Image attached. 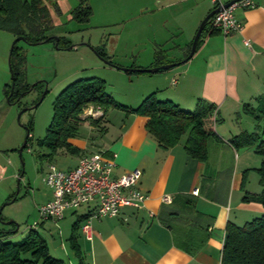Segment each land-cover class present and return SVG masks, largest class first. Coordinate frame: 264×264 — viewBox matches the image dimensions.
Instances as JSON below:
<instances>
[{
  "label": "crops",
  "instance_id": "crops-1",
  "mask_svg": "<svg viewBox=\"0 0 264 264\" xmlns=\"http://www.w3.org/2000/svg\"><path fill=\"white\" fill-rule=\"evenodd\" d=\"M230 1L221 0L223 4ZM209 2L207 12L213 7L212 1ZM253 2L254 8L234 11L243 22L242 32L200 37L199 47L189 59L197 60L194 65L189 63L184 68L180 64L155 73L162 75L146 74L149 77L144 88L131 92L136 101L155 93L158 100H169L186 111L193 110L200 98L214 105L215 113L204 123L205 130L214 134L206 141L204 163L187 156L184 149L187 134L175 147L160 148L145 131L146 120L140 115L126 114L120 131L98 146L90 140H71L86 155L100 152L105 158L116 155L115 175L132 169L142 171L138 188L148 197L141 208L125 207L116 218H95L92 212L95 207L90 204L77 208L79 211L65 210L59 221L51 219L67 234L68 240L74 223L82 220L76 237L88 264H220L226 225L242 226L264 214L259 202L243 200L245 193L257 194L261 190L257 168L262 158L254 153L253 147L244 146L253 151H239L244 147L235 150L228 143L242 131L255 130L257 118L244 114L242 107L258 105V99L264 95V0ZM184 56L182 52L180 57L168 61H179ZM165 81L170 88L164 87ZM107 123L105 131L87 121L82 126L85 130L89 128L90 134L98 131L107 135ZM74 157V164L62 169H74L81 158ZM253 172L258 175L254 184ZM194 189L198 191L196 195L192 193ZM167 195L171 203L164 204L162 198ZM52 197L53 193L46 196L42 206ZM88 221L93 228L91 240L82 230ZM10 229L0 226V230ZM60 247L48 251L62 260L68 256L69 263L64 260L67 264H77L74 252L70 249L71 255L65 251L64 244Z\"/></svg>",
  "mask_w": 264,
  "mask_h": 264
},
{
  "label": "rangeland",
  "instance_id": "rangeland-1",
  "mask_svg": "<svg viewBox=\"0 0 264 264\" xmlns=\"http://www.w3.org/2000/svg\"><path fill=\"white\" fill-rule=\"evenodd\" d=\"M77 3L78 0L63 1L59 5L61 13H56L52 19L54 28L48 33L54 41L64 38L67 41L64 45L61 44L57 49L55 42L30 45L21 41L27 60L23 69L25 83L31 87L34 84L37 86L27 95L21 96L19 103L12 104L4 94L5 85L12 82L9 56L17 38L7 30H0V216L4 222L16 221L18 234L12 240L19 241L26 237L31 226L41 222L39 206L52 193L45 182L49 164L67 169L75 162L74 156H65L63 151L53 161L40 160V155L49 151L39 148L37 141L45 137L49 122L53 119L54 102L60 91L74 80L100 77L106 82L107 93L113 95L117 103L136 108L143 99L134 100L131 92L143 89L149 76L126 72L124 69L149 68L154 62L155 52L166 60L180 57L182 52L185 54L187 44L193 41L210 4L209 0H89L93 15L88 22L78 23L70 17ZM96 47L105 49L113 67L107 64L110 60L97 55ZM169 61L174 63L177 60ZM194 61L197 60H188L183 67L189 63L194 65ZM164 83L165 88H170L166 81ZM41 97L44 99L39 107L21 113L22 109L34 106ZM111 108L106 118L109 129L107 135L99 134L98 131L90 134L89 128L85 130L86 127L81 126L78 140L94 141V145L98 146L112 139L114 133L120 131L126 113ZM86 116L84 112L82 117ZM30 122L33 124L31 141L20 156L18 149L26 139ZM185 138L186 135L182 141ZM242 150L253 151L245 147L239 151ZM252 177L250 180L254 184L257 173L253 172ZM12 195L16 196V200L7 204ZM0 226L10 228L3 224ZM36 230L47 241L50 250L55 247L62 249L60 245L64 244V250L73 255L65 236L67 234L60 231L55 221L41 222ZM28 256L24 255L25 258ZM64 260L69 263L68 256Z\"/></svg>",
  "mask_w": 264,
  "mask_h": 264
},
{
  "label": "trees",
  "instance_id": "trees-1",
  "mask_svg": "<svg viewBox=\"0 0 264 264\" xmlns=\"http://www.w3.org/2000/svg\"><path fill=\"white\" fill-rule=\"evenodd\" d=\"M63 1L65 0H0V30H7L15 38L25 37L27 40L25 44L32 45L44 41L56 43L48 32L54 28L52 19L56 13H61L59 5ZM78 2L77 7L71 10L70 17L78 23L88 22L93 15V9L88 4L89 0H78ZM209 25L210 20L205 24V29L200 37L218 33ZM200 37L196 50L201 42ZM66 42L64 38L60 37L57 46L64 45ZM20 43L21 41L14 42L11 46L9 70L12 73V82L7 83L4 88L5 97L7 99L9 97L12 104L19 103L20 101H17L19 95L24 91L30 92L32 88L31 85L25 83L26 77L23 69L27 60L24 48ZM191 44L192 42L187 45L184 57L187 56ZM95 50L102 59L110 60L104 48L96 47ZM162 63L167 64L171 61L155 52L154 64L150 66L155 67ZM107 64L113 65V62L110 60ZM134 72L149 74L140 73L137 70ZM36 86L34 84L33 88ZM56 97L53 119L49 122L44 139L37 141L39 148L49 151L47 154L40 155V160L48 162L53 161L55 156L62 151L73 156H85V150L78 148L71 140L79 136L78 132L86 121L92 127H100L105 131L104 125L108 122L106 118L111 107L128 115L144 117L146 120L145 131L153 136L156 144L164 150L175 147L177 141L187 134V140L184 142L187 156L202 163L206 159V141L214 136L211 131L205 130L204 123L215 113V107L204 98L195 102L193 110L186 111L169 100H158L155 93L151 92L136 108H130L117 103L113 95L107 93L106 82L100 77H84V79L74 80ZM87 106L102 108V114L98 118L90 116L83 118ZM242 110L246 115L253 117L255 115L258 123L253 132L242 131L239 135L231 137L228 143L235 150L244 146L253 147L254 153L259 154L262 158V163L257 168L261 190L257 194L247 195L245 193L243 200L259 202L264 207V95L258 99V105L251 107L246 104L243 105ZM27 128L32 134V122ZM30 134L28 144L31 141ZM21 173L19 176L22 175ZM13 198L15 199L16 196L12 195L9 201ZM1 219H3L2 216ZM80 222H82L81 219L73 225V233L69 237L70 249L78 259L77 264H88L76 237ZM10 228L7 231L0 230V264H67L64 260L50 254L47 241L36 229L31 228L26 237L19 241H12V236L18 233L17 223L13 222ZM224 233L220 264H264V214L249 222L246 221L242 226L228 223ZM27 254L29 256L25 258L24 255Z\"/></svg>",
  "mask_w": 264,
  "mask_h": 264
},
{
  "label": "built area",
  "instance_id": "built-area-1",
  "mask_svg": "<svg viewBox=\"0 0 264 264\" xmlns=\"http://www.w3.org/2000/svg\"><path fill=\"white\" fill-rule=\"evenodd\" d=\"M211 1L213 8H219V11L211 16L209 27L223 37L243 30V22L236 18L234 13L237 8L248 10L256 6L253 0H237L224 8L221 0ZM85 114L98 118L102 114V108L87 106ZM114 156L105 158L102 152L88 153L79 158L74 169L68 171L59 169L53 163L49 164L45 182L46 186L52 189L53 197L39 207L41 222L51 219L59 221L63 219L65 210H76L90 204L95 207L92 212L97 219L120 217L121 210L128 206L136 210L141 208L148 199L138 188L142 171L132 169L121 176L115 175ZM197 192L195 189L192 191L194 195ZM162 203H171V197L164 196ZM41 222L31 227L37 229ZM82 230L85 237L91 240L93 228L89 221L83 224Z\"/></svg>",
  "mask_w": 264,
  "mask_h": 264
},
{
  "label": "water",
  "instance_id": "water-1",
  "mask_svg": "<svg viewBox=\"0 0 264 264\" xmlns=\"http://www.w3.org/2000/svg\"><path fill=\"white\" fill-rule=\"evenodd\" d=\"M237 0H232V1H230V2H225L224 3V5H223V8L224 7H228L229 5H231V4H233V3H235ZM217 11H219V8H216V9H212L211 10V12H209V13H207V15H206V17L203 19V21H201V23L199 24V28H198V30H197V32H196V34H195V37L192 39L193 41H192V44H191V48H190V50L187 52L188 54H187V56L186 57H184V59H182L181 61H179V62H177V61H175L174 63H168V64H161L160 66H155V67H151V66H149V68H147V69H139V68H137L136 70L137 71H139L140 73H152V74H155V73H160V72H162L163 70H169V69H172V68H174V66H178V65H180V64H184V63H186L189 59H191L192 57H193V55H194V51H196V48H197V45H198V39H199V37L201 36V34L203 33V30L205 29V24H207V22L211 19V16L213 15V13L215 14ZM19 41H23L24 43H27V40H26V38L25 37H23V36H19L16 40H15V42H19ZM59 41V38H57L56 39V43H55V46L57 47V49L59 48V46H57V42ZM44 42H46V41H44ZM44 42H41V43H33V44H36V45H38V44H42V43H44ZM31 45V44H30ZM74 46H71L70 48H73ZM108 63V62H107ZM126 72H134V71H136V70H127V69H124ZM33 90V87L30 89V91H32ZM29 92H23L21 95H19V97L17 98L18 99V101H20V98H21V96H23V95H27ZM11 95H13V93L11 92ZM43 97H41V100L39 101V102H36L35 104H34V106H31V107H29V108H24V109H22L21 110V113L25 110H33L35 107H39V105L41 104V102L43 101ZM8 100L10 101V99H9V97H8ZM20 117H21V114L19 115V119H20ZM29 134H30V131H29V129L27 128V133H26V139H25V141H24V143H23V145H22V147H20L18 150H19V154H20V156H22V153H23V149L25 148V146H27L28 145V139H29ZM12 201H14V198L12 199V200H10V201H8V203L7 204H11L12 203ZM0 220L2 221V223H3V226H10V225H12L13 224V222H16V221H3V219H1V216H0ZM17 228H18V225H17ZM19 229V228H18Z\"/></svg>",
  "mask_w": 264,
  "mask_h": 264
}]
</instances>
